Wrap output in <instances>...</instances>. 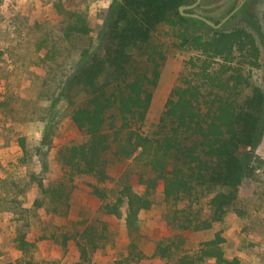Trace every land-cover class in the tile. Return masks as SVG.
Masks as SVG:
<instances>
[{
    "label": "rangeland",
    "instance_id": "obj_1",
    "mask_svg": "<svg viewBox=\"0 0 264 264\" xmlns=\"http://www.w3.org/2000/svg\"><path fill=\"white\" fill-rule=\"evenodd\" d=\"M240 1L200 0L182 11L193 10L218 22ZM120 5L121 0H0V264H189V259L214 264L196 256L202 243L218 232L225 258L264 264V119L256 143L239 150L246 176L209 228L195 225L212 215L210 198L226 190L219 185L195 187L191 196L172 204L165 200L159 180L150 207L140 210L137 230L130 234L124 221L125 200L119 202L118 215L106 211L104 204L118 202L124 190L144 193L139 176L152 173L142 163L108 154L106 184L90 175L68 180L58 150L81 141L71 112L84 99L83 90L70 78L91 54L104 51ZM243 5V15L231 16L218 29L244 27L253 34L257 59L248 52L236 58L235 67L242 74L238 98L242 101L256 88L264 99V0H245ZM75 14L84 17L87 33L65 34L66 27L77 22ZM177 28L161 23L153 34L166 58L141 126L146 134L155 129L174 87L202 84L197 68L188 63L195 59L200 64L197 52L177 46ZM135 58L138 69H150ZM212 68L218 74L220 62H213ZM58 182L69 191L58 199L40 187H56ZM21 234L28 242L25 250L17 244ZM132 238L142 254L136 262L128 257ZM158 247L168 248L166 256L156 253Z\"/></svg>",
    "mask_w": 264,
    "mask_h": 264
},
{
    "label": "trees",
    "instance_id": "obj_2",
    "mask_svg": "<svg viewBox=\"0 0 264 264\" xmlns=\"http://www.w3.org/2000/svg\"><path fill=\"white\" fill-rule=\"evenodd\" d=\"M190 1L121 0L120 10L109 27L104 51L91 54L70 78L73 85L83 90L84 99L71 112V121L82 133L81 141L58 150L68 180L72 182L76 175H90L106 184L108 154L115 159L139 161L152 173V176H139V182L145 185L143 194L124 190V199L104 204L106 211L118 215L119 202L125 200L124 221L130 234L137 230L140 210L150 207V195L159 180L163 181L165 200L172 204L191 196L195 192L193 188L198 186L215 184L226 189L210 198L212 215L195 226L205 229L211 226V221L219 220L246 176V162L239 150L256 143L263 125L262 93L254 88L242 101L238 98L242 74L235 67L236 58L248 52L257 59L253 34L244 27L214 29L200 19L181 15L179 6ZM245 9L243 5L232 17L243 15ZM75 15L77 22L68 25L65 34L87 33L89 28L84 17ZM246 19L252 18L246 16ZM161 23L178 27L177 46L197 52L196 60L200 64L195 59L188 63L191 68H197L195 74L202 84L174 87L155 129L146 134L141 126L151 104L160 66L166 58L162 46L153 41V34ZM135 57L150 69H138ZM218 61L221 69L217 74L212 71V63ZM227 71L231 72L222 80L221 75ZM204 89H208L206 94ZM40 187L54 199L69 192L61 182L56 187L42 184ZM92 191L99 197L102 195L96 185ZM16 240L19 248L25 250L28 242L24 235ZM223 240L216 233L202 243L196 258L212 259L214 264H239L236 258L224 257ZM78 246L84 252L85 248ZM158 252L166 256L168 248L158 247ZM128 257L133 262L142 258L134 238L129 242ZM187 262L194 264L195 259Z\"/></svg>",
    "mask_w": 264,
    "mask_h": 264
},
{
    "label": "water",
    "instance_id": "obj_3",
    "mask_svg": "<svg viewBox=\"0 0 264 264\" xmlns=\"http://www.w3.org/2000/svg\"><path fill=\"white\" fill-rule=\"evenodd\" d=\"M200 0H194L192 3L187 4V5H180L178 10L180 12V14L182 15H186V16H190V17H194L197 19L202 20L203 22H205L207 25H209L210 27L214 28V29H218L220 26H222V24L229 19L244 3L245 0H241L233 9H231L226 15H224L218 22H214L198 13L195 12H183V9H192L194 8L198 2Z\"/></svg>",
    "mask_w": 264,
    "mask_h": 264
},
{
    "label": "flooded vegetation",
    "instance_id": "obj_4",
    "mask_svg": "<svg viewBox=\"0 0 264 264\" xmlns=\"http://www.w3.org/2000/svg\"><path fill=\"white\" fill-rule=\"evenodd\" d=\"M180 13V12H179ZM182 15V14H181ZM186 16V15H185Z\"/></svg>",
    "mask_w": 264,
    "mask_h": 264
}]
</instances>
